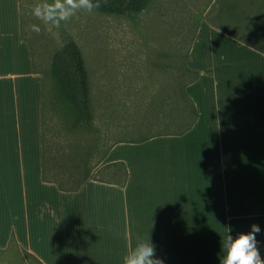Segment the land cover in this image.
Masks as SVG:
<instances>
[{
	"label": "crops",
	"instance_id": "1",
	"mask_svg": "<svg viewBox=\"0 0 264 264\" xmlns=\"http://www.w3.org/2000/svg\"><path fill=\"white\" fill-rule=\"evenodd\" d=\"M183 68L194 76L184 87L197 112L192 125L182 133L172 129L112 143L100 166L122 162L123 186L94 180L91 173L77 190L62 191L42 180L43 76L21 38L19 0H0L4 260L123 264L141 240V229L155 234L157 228L189 226L175 217L184 214L194 194L198 159H246L243 186L238 165L232 174V203L236 206L241 188L247 228L250 212L264 218V125L253 124L255 116L264 124V0H208ZM263 218L257 219L259 227ZM259 249L264 259V246Z\"/></svg>",
	"mask_w": 264,
	"mask_h": 264
},
{
	"label": "rangeland",
	"instance_id": "2",
	"mask_svg": "<svg viewBox=\"0 0 264 264\" xmlns=\"http://www.w3.org/2000/svg\"><path fill=\"white\" fill-rule=\"evenodd\" d=\"M101 1L118 4L126 0ZM207 1L149 0L140 11L130 14L81 11L56 29L43 25L30 13V6L43 0H19L21 38L30 46L35 68L45 74V114L51 148L56 141L65 143L75 162L87 159L89 168L96 166L91 172L96 178L120 181L121 167L100 166L112 143L189 126L192 108L185 100L184 87L194 76L183 66ZM33 24L41 27L40 34L30 31ZM72 44L78 51L73 57L77 67L82 68L88 92L89 116L81 118L71 115L59 83L49 72L57 51L72 48ZM259 118L253 117V124L264 125ZM225 119L228 123L229 117ZM49 159L57 170L62 167L59 155L51 151ZM195 162L199 171L191 178L194 194L189 195L184 214L175 217L189 226L157 228L155 234L150 233L151 229H141V240L150 237L164 264H220L226 255L221 247L226 236L223 227H231L230 234L235 238L239 233L247 234L251 225L263 218L259 211L250 212L247 228L241 188L236 206L232 203V174L235 176L238 165V183L243 186L246 159ZM260 229L256 238L263 247L264 222ZM11 263L22 264L0 256V264Z\"/></svg>",
	"mask_w": 264,
	"mask_h": 264
},
{
	"label": "trees",
	"instance_id": "3",
	"mask_svg": "<svg viewBox=\"0 0 264 264\" xmlns=\"http://www.w3.org/2000/svg\"><path fill=\"white\" fill-rule=\"evenodd\" d=\"M149 0H126L122 3H112V1H101V7L98 9L100 11H105L108 13H118V14H130L137 11H140ZM22 37V35H21ZM70 47H64L57 51L53 65L50 69L51 76L57 80L60 85L61 94L65 98L66 102L69 104L71 109V115L75 118H81L83 116H89V108H88V92L85 87L84 78L82 68L75 62V57L73 54H78L77 49L74 45ZM35 70L43 76L42 83V180L45 182L55 183L60 190L62 191H74L79 188V186L89 178L92 170L96 167H88L87 159H83L75 162V159H71V149L65 143L57 142L51 148L50 142L51 138L48 135L47 129V118L45 114V98H44V82H45V74L40 70ZM195 74V73H194ZM185 100L188 101L192 108V120L189 126L185 129L178 130L175 132L182 133L187 130L194 120L196 119L197 112L196 109L190 100V98L184 92ZM54 152V155H59V161L62 162V167L59 170L56 169L54 165H51V159H49L50 152ZM106 153V152H105ZM105 154L103 155V157ZM102 157V159H103ZM55 160V159H54ZM104 167H121L123 169V177L120 181H113L108 179H98L93 175L94 180L103 181V182H113L117 183L121 186L124 185L126 180V170L122 162L111 163L104 165ZM82 175L78 174L80 171ZM79 171V172H78ZM98 172V171H97ZM11 242H13V237H11Z\"/></svg>",
	"mask_w": 264,
	"mask_h": 264
},
{
	"label": "clouds",
	"instance_id": "4",
	"mask_svg": "<svg viewBox=\"0 0 264 264\" xmlns=\"http://www.w3.org/2000/svg\"><path fill=\"white\" fill-rule=\"evenodd\" d=\"M101 7V0H43L30 6L31 15L49 28L59 29L62 23L71 20L79 12L94 13ZM30 31L40 34V26H29ZM226 236L221 242V247L226 250V255L220 259V264H264L259 249L260 242L256 239L261 233L259 225H251V230L239 233L234 238L230 233L231 227H223ZM123 264H164V260L156 254V246L150 237L146 240H138L134 249L123 257Z\"/></svg>",
	"mask_w": 264,
	"mask_h": 264
}]
</instances>
